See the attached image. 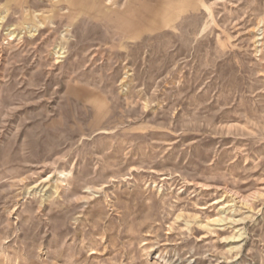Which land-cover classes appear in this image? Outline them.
<instances>
[{
	"label": "rangeland",
	"instance_id": "374dc122",
	"mask_svg": "<svg viewBox=\"0 0 264 264\" xmlns=\"http://www.w3.org/2000/svg\"><path fill=\"white\" fill-rule=\"evenodd\" d=\"M0 18V264H264V0Z\"/></svg>",
	"mask_w": 264,
	"mask_h": 264
},
{
	"label": "bare ground",
	"instance_id": "6f19581e",
	"mask_svg": "<svg viewBox=\"0 0 264 264\" xmlns=\"http://www.w3.org/2000/svg\"><path fill=\"white\" fill-rule=\"evenodd\" d=\"M172 18L173 17V15L172 16H168L167 18ZM4 20V18H0V21H3ZM234 196H236V195H234ZM239 201L238 202H240V206L241 207H248L249 209H250V204H249V201H248V199L247 198H243V197H241V196H239L238 195V197H236ZM251 198V197H250Z\"/></svg>",
	"mask_w": 264,
	"mask_h": 264
}]
</instances>
